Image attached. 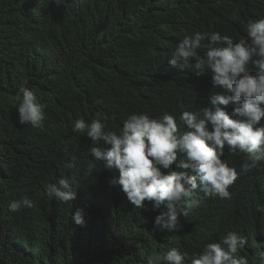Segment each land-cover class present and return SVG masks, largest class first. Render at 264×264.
Here are the masks:
<instances>
[{
    "label": "trees",
    "instance_id": "obj_1",
    "mask_svg": "<svg viewBox=\"0 0 264 264\" xmlns=\"http://www.w3.org/2000/svg\"><path fill=\"white\" fill-rule=\"evenodd\" d=\"M261 18L264 0H0V264H117L118 252L149 232L160 210L148 201L135 208L120 186H110L118 172L90 158L89 139L72 131L75 117L92 112L102 114L115 130L127 118L115 109L130 112L129 104L122 106L90 87L107 88L115 75L112 65H132L144 47L153 48L166 32L219 31L238 40L246 36L250 20ZM170 55L152 60L147 72L139 70L129 82L153 81L152 100L157 101H165L178 83L189 84L186 107H208V97L223 91L213 88L210 70L197 76L195 61L181 68L169 63ZM25 87L48 110L41 128L19 123L17 108ZM104 103H110L108 113L102 110ZM226 110L231 113L233 106ZM80 153L82 160L92 161L91 170L81 175L88 179L84 183L75 168L66 166ZM59 179L73 182L79 191L75 201L48 198L46 186ZM263 181L264 166L246 171L232 191V205L221 214L203 206L204 212L193 213L202 214L198 225L211 232L210 222L222 218L229 230H240L241 224L254 242L256 258L264 241L238 212L258 213L257 205L264 206L255 199L264 191L263 185L255 192V185ZM25 197L34 202L32 208L8 210L11 201ZM79 207L86 214L83 227L72 221ZM188 235L194 245H206V236L199 243Z\"/></svg>",
    "mask_w": 264,
    "mask_h": 264
},
{
    "label": "clouds",
    "instance_id": "obj_2",
    "mask_svg": "<svg viewBox=\"0 0 264 264\" xmlns=\"http://www.w3.org/2000/svg\"><path fill=\"white\" fill-rule=\"evenodd\" d=\"M169 54L173 66L188 68L195 61L197 76L210 70L213 88L223 91L208 97V107L198 111L186 107L189 84L178 83L175 88L179 89L165 101H157L152 100L153 81L129 82L132 74L147 72L152 60ZM112 68L115 75L107 88L90 87V91L130 105V112L115 109L117 115L127 113L122 127L111 130L102 114L92 112L93 116L75 117L72 131L89 139L90 158L118 172L109 179L110 186H120L119 192L135 208H144L148 201L160 210L153 228L118 252L117 264H264V250H258L254 258V242L241 224L240 230H229L222 218L210 222L213 230L209 232L205 224L198 225L202 214L193 215L204 212L203 206L223 213L232 205V191L243 182L246 171L264 166V18L250 20L246 36L238 40L219 31L180 34L172 30L153 48L144 47L132 65ZM21 92L19 123L43 127L49 116L46 106L33 90L25 87ZM230 104L231 113L226 110ZM102 107L105 113L110 111V103ZM83 154L71 157L72 163L66 166L75 168L84 183L88 179L81 175L91 170L92 161L82 160ZM263 185L264 181L257 183L255 192ZM78 194L66 179L46 186L50 200L73 202ZM255 199L264 202V191L255 194ZM33 206L25 197L11 201L8 210L15 213ZM257 211L238 215L248 219L264 241V206L257 205ZM85 215L84 208H76L72 221L86 226ZM188 234L199 243L206 236V245H194Z\"/></svg>",
    "mask_w": 264,
    "mask_h": 264
}]
</instances>
